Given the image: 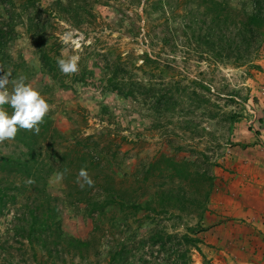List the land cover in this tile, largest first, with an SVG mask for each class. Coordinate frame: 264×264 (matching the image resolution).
Here are the masks:
<instances>
[{
    "label": "rangeland",
    "instance_id": "obj_1",
    "mask_svg": "<svg viewBox=\"0 0 264 264\" xmlns=\"http://www.w3.org/2000/svg\"><path fill=\"white\" fill-rule=\"evenodd\" d=\"M39 1L52 12L47 34L51 50H57L58 59L78 55V71L62 72V84L39 73L38 55L25 24L16 26L10 54L31 69L25 84L38 90L47 101V113L67 136L66 144L73 142L74 136L81 139L88 135L105 147L112 142L114 149L121 150L115 161L118 163L110 167L102 164L103 171L114 177L119 189L132 188L130 193L136 190L133 194L142 199L156 193L164 183L168 187L180 185L179 179L167 176L166 164H147L159 156L189 161L185 165L191 173L181 181L187 193V199L182 200L185 209L134 215L129 209L109 208L97 230L93 229V219L85 216L83 205L75 204V200L73 204L69 202L68 191L73 192V188L65 178L52 174L47 191L53 196L52 204L58 205L63 230L76 238H91V244L84 259L52 250L56 260L49 264H108L110 253L122 246L127 255L123 264H173L170 245L153 246L148 238L159 229L166 234H181L187 225L201 227L196 234L202 239L199 246L205 256L203 261L200 253L192 250L189 264H263L255 252L264 258V41L253 62L261 70L247 65L213 64L187 47L172 50L162 46L160 37L150 44L145 33L152 21H161L159 15L148 17L143 13L146 2L151 0H61L63 8H71L69 14L51 9L56 0ZM2 17L4 12L0 20L5 21ZM177 22L175 19L169 24L179 29ZM173 35L182 38L181 32ZM144 52L158 56L161 64L167 65L171 73L167 82L181 83L187 88L186 95L193 100L204 97L207 104L192 113H177L167 118L170 123L166 126L153 128L155 122L139 102L103 89L107 60L113 62L120 56L136 78H141L143 75L133 64H142ZM82 73L86 74L84 82L79 80ZM191 80L201 81L210 90L194 86ZM102 104L109 107L108 114L101 112ZM193 104L185 103V110H193ZM229 112L241 114V120L231 127L223 115ZM0 150L11 152L14 143L4 140ZM214 161L219 164H212ZM151 165L154 169L148 175L146 168ZM77 166L73 172L80 178L82 168ZM204 172L213 177V187L206 211L198 219L200 211L190 200L200 199L198 191H205L208 175L205 177ZM94 173L90 172L89 177ZM144 176L148 181L143 180ZM17 211L20 208L14 207L0 216V264H36L28 243L19 242L13 229H8ZM47 256L44 249H38L39 261L45 262Z\"/></svg>",
    "mask_w": 264,
    "mask_h": 264
},
{
    "label": "trees",
    "instance_id": "obj_2",
    "mask_svg": "<svg viewBox=\"0 0 264 264\" xmlns=\"http://www.w3.org/2000/svg\"><path fill=\"white\" fill-rule=\"evenodd\" d=\"M146 7L143 9L144 14L148 17L156 14L161 19L157 23L152 21L150 30L145 33V38L151 45L160 37L162 46L172 50L187 47L197 57L213 64H229L235 67L247 65L261 70V66L253 62L264 41V0H240L235 4L233 0H151L150 3L146 2ZM0 8L4 12L2 18L5 19L0 20V74L10 73L7 89L12 90L20 78L26 83L27 74L31 72L28 66L14 60L10 54L15 28L24 24L38 55L39 73L62 84V72L57 63L58 52L51 50L47 35L52 12L43 7L39 0H0ZM54 8L61 13H71V8L62 7L61 0L55 1V6L51 9ZM175 19H178L179 29L169 24L175 23ZM176 31L181 32L182 38L174 37ZM126 64L127 61L120 56L113 62L107 60V75L102 78L103 89L125 100L139 102L155 122L152 124L153 128L166 126L170 123L168 117H174L177 113H192L207 104L204 97L193 100L191 95H186L187 88L181 86V83L174 85L171 81L167 82L171 77L170 69L161 64L158 56L144 52L142 64H133L143 75L141 78H136L133 69L126 67ZM85 78L86 74L82 73L79 80L84 82ZM191 83L200 89L210 90L201 81L191 80ZM194 93L196 92L193 95ZM189 102L194 103L193 110H185L184 104ZM2 107L12 114L13 109L9 104ZM108 110L106 104L101 105L103 114H108ZM223 115L230 127L241 120V114L237 112ZM38 127V132L18 128L15 138L5 140L14 143V150H0V216L5 215L11 208H20L13 218L12 228L8 229H13L19 242L28 243L36 264H49V261L54 263L56 256H53L52 250L57 254L62 250L63 253L84 259L91 244V238L83 240L63 230L58 205L52 204L53 196L47 191L48 177L54 173L62 175L65 183L73 188V192L68 191V200L72 204L75 200V204L83 205L85 216L93 219L94 230L104 223L109 208H118L121 211L129 209L134 215L141 211H152L160 215L170 209H185V202L182 200L187 199V193L181 181L191 175L185 165L190 164L189 161L163 154L148 162L147 164H166L167 176L179 179L180 185L176 188L168 187L164 183L156 193L142 199L133 194L136 190L130 193L132 188L130 191L119 189L114 177L103 171L105 168L102 164H109L110 167L111 164L118 163L115 161L121 150L114 149L112 142L105 147L93 135H88L81 139L74 136V141L66 144L67 136L53 124L49 113H46ZM126 140L124 138L123 141ZM212 164L219 163L214 161ZM75 166L86 169L88 176L90 172H95L90 176L91 186L84 178L76 177L73 172ZM153 169L152 165L147 166L146 173L151 174ZM206 174L207 172L203 173L205 177ZM148 179L147 176L143 178L144 181ZM207 180L205 191H198L201 198L190 200L200 211L198 219L206 211V202L213 187V177L208 175ZM134 185L135 183L129 186ZM185 227L186 232L181 234H166L160 229L156 230L149 236L148 242L160 248L169 244L173 264H189L192 261V250L198 251L205 261L199 246L202 239L196 234L201 227ZM37 245L38 249H44L48 254L45 262L38 260V249L35 248ZM1 249L6 251L5 245H1ZM124 251L125 247L122 246L110 253L108 264H123L127 257Z\"/></svg>",
    "mask_w": 264,
    "mask_h": 264
},
{
    "label": "clouds",
    "instance_id": "obj_3",
    "mask_svg": "<svg viewBox=\"0 0 264 264\" xmlns=\"http://www.w3.org/2000/svg\"><path fill=\"white\" fill-rule=\"evenodd\" d=\"M64 42L67 43L68 40L65 39ZM79 59L78 55H73L67 59H58L57 63L61 72L75 73L78 71ZM8 75L0 74V142L15 138L18 128L38 132L39 123L49 111V104L40 92L25 84L23 78H20L9 92L6 87L9 83ZM5 104H9L13 109L11 115L2 107ZM79 175L91 186L92 180L86 169L82 168Z\"/></svg>",
    "mask_w": 264,
    "mask_h": 264
},
{
    "label": "crops",
    "instance_id": "obj_4",
    "mask_svg": "<svg viewBox=\"0 0 264 264\" xmlns=\"http://www.w3.org/2000/svg\"><path fill=\"white\" fill-rule=\"evenodd\" d=\"M262 248H263V250H264V245L262 246ZM257 250H258V249H257ZM255 253H256V255H255V256L258 258V260H261V261L263 260V261H262V263L264 264V258H263V259H261V258H262V256H259V251H256Z\"/></svg>",
    "mask_w": 264,
    "mask_h": 264
}]
</instances>
